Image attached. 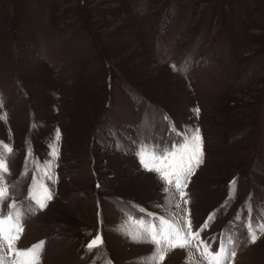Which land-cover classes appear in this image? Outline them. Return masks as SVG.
I'll use <instances>...</instances> for the list:
<instances>
[{"label": "rangeland", "instance_id": "rangeland-1", "mask_svg": "<svg viewBox=\"0 0 264 264\" xmlns=\"http://www.w3.org/2000/svg\"><path fill=\"white\" fill-rule=\"evenodd\" d=\"M0 105L15 150L0 214H23L17 247L43 241L40 264H155L129 233L159 217L190 218L213 250L233 236L226 264H264L247 235L249 205L264 223V0H0ZM196 127L204 163L182 199L137 153ZM191 243L162 264H206Z\"/></svg>", "mask_w": 264, "mask_h": 264}, {"label": "snow or ice", "instance_id": "snow-or-ice-1", "mask_svg": "<svg viewBox=\"0 0 264 264\" xmlns=\"http://www.w3.org/2000/svg\"><path fill=\"white\" fill-rule=\"evenodd\" d=\"M2 106V105H0ZM199 116L200 109H195ZM0 119H6L0 116ZM60 139V132L57 130L56 141ZM204 139L198 127L190 129L184 134L183 140L174 145L171 149L156 148L145 145L141 147L137 153L141 165L146 171L154 172L158 177L165 181L169 187H174L183 199L187 197V182L191 176L195 174V170L204 163ZM14 148L0 141V203L8 200L10 191L9 187L4 183L5 174H10L11 157L14 155ZM53 157L58 156V148L53 145ZM51 178V177H49ZM237 181L231 182L230 192L234 197L236 192ZM169 188L164 189L168 192ZM44 196L40 198L36 194V187L33 186L30 192V199L34 200L40 209L47 206L46 201L51 200L52 196L49 190L44 187ZM188 199H184L187 204ZM179 206V205H177ZM12 209L16 208L15 203L8 205ZM249 222L247 224V235L249 243H256L261 236H264V223L252 222L251 205L248 206ZM151 215V214H150ZM23 214L19 211L14 213L0 214V264H40L41 253L43 251L44 242L41 241L36 245L27 249H19L17 243L22 235L24 228L22 223ZM158 223L151 221L139 220V230L134 234L129 233L131 238L137 242L151 243L154 246V254L150 258L155 264H162L166 254L176 248L189 249L192 246V240L196 239L199 245L203 247L201 256L206 264H226L230 260H234L236 256L235 239L231 235H227L225 240L221 242L217 250L211 249L210 245L200 240V231L193 232L190 218H183L182 221L175 219L169 220L159 217ZM214 219V214H210L208 220ZM240 219L239 216L236 217ZM209 226L206 222L202 229ZM103 238L97 234L87 243L89 251L98 249L103 245ZM7 246V258L4 255V249ZM199 251V247L197 248Z\"/></svg>", "mask_w": 264, "mask_h": 264}]
</instances>
